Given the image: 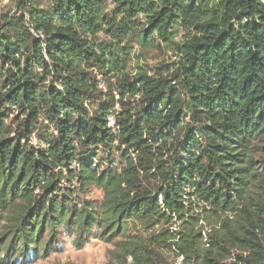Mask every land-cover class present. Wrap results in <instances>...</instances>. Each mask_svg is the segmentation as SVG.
<instances>
[{
	"label": "trees",
	"instance_id": "trees-1",
	"mask_svg": "<svg viewBox=\"0 0 264 264\" xmlns=\"http://www.w3.org/2000/svg\"><path fill=\"white\" fill-rule=\"evenodd\" d=\"M18 9L0 23V264L57 252L64 228L121 238L113 264H264V0ZM163 47L177 61L140 67Z\"/></svg>",
	"mask_w": 264,
	"mask_h": 264
},
{
	"label": "rangeland",
	"instance_id": "rangeland-1",
	"mask_svg": "<svg viewBox=\"0 0 264 264\" xmlns=\"http://www.w3.org/2000/svg\"><path fill=\"white\" fill-rule=\"evenodd\" d=\"M22 0H0V23L4 22L7 17L16 16L20 13L18 7ZM177 61L176 57L171 50L163 47V54L155 52V50H149L145 52V56L142 58L139 65L146 71H153L163 63ZM172 62V63H173ZM137 65L135 60L131 61L130 67L133 69ZM102 199V193L99 190L93 189L88 193L87 197L82 195L81 201H95L99 203ZM218 218L213 214H206L201 223L203 228L210 230L218 226ZM73 232V231H72ZM66 232V229H61L58 237L57 252H50L39 260H35L31 263L23 262L22 260L14 261V264H113L114 261V249L118 240L116 238L110 242L105 240L96 239L98 236H91L87 243L83 246H77L75 242V236L73 233ZM98 234L99 229L96 227L92 231ZM171 264H177L172 255L169 256ZM230 264L231 261L226 262Z\"/></svg>",
	"mask_w": 264,
	"mask_h": 264
},
{
	"label": "built area",
	"instance_id": "built-area-1",
	"mask_svg": "<svg viewBox=\"0 0 264 264\" xmlns=\"http://www.w3.org/2000/svg\"><path fill=\"white\" fill-rule=\"evenodd\" d=\"M109 125L112 126V123H110ZM207 231H208V230L205 228V229H204V232H203L204 235H206ZM182 262H183V258H180L179 261L177 262V264H182Z\"/></svg>",
	"mask_w": 264,
	"mask_h": 264
}]
</instances>
